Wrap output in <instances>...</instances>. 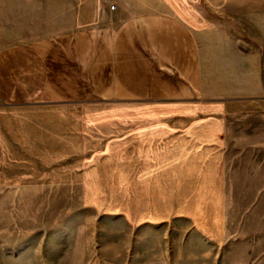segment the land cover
<instances>
[{"label": "rangeland", "instance_id": "374dc122", "mask_svg": "<svg viewBox=\"0 0 264 264\" xmlns=\"http://www.w3.org/2000/svg\"><path fill=\"white\" fill-rule=\"evenodd\" d=\"M155 10L202 93L0 100V264H264V0H0V50Z\"/></svg>", "mask_w": 264, "mask_h": 264}, {"label": "crops", "instance_id": "0c3cea01", "mask_svg": "<svg viewBox=\"0 0 264 264\" xmlns=\"http://www.w3.org/2000/svg\"><path fill=\"white\" fill-rule=\"evenodd\" d=\"M192 23L171 11L127 17L42 43L0 50V100H167L204 90L203 47Z\"/></svg>", "mask_w": 264, "mask_h": 264}, {"label": "built area", "instance_id": "2783aa9c", "mask_svg": "<svg viewBox=\"0 0 264 264\" xmlns=\"http://www.w3.org/2000/svg\"><path fill=\"white\" fill-rule=\"evenodd\" d=\"M105 2V4L107 6H109L110 8H115L117 3H118V0H103Z\"/></svg>", "mask_w": 264, "mask_h": 264}]
</instances>
